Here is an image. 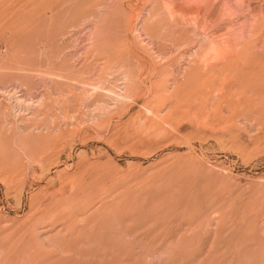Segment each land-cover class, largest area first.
Masks as SVG:
<instances>
[{
    "label": "rangeland",
    "instance_id": "rangeland-1",
    "mask_svg": "<svg viewBox=\"0 0 264 264\" xmlns=\"http://www.w3.org/2000/svg\"><path fill=\"white\" fill-rule=\"evenodd\" d=\"M263 8L0 0V264H264L263 73L211 103L244 45L264 67Z\"/></svg>",
    "mask_w": 264,
    "mask_h": 264
},
{
    "label": "bare ground",
    "instance_id": "bare-ground-1",
    "mask_svg": "<svg viewBox=\"0 0 264 264\" xmlns=\"http://www.w3.org/2000/svg\"><path fill=\"white\" fill-rule=\"evenodd\" d=\"M208 1V0H207ZM246 1V0H245ZM250 4V3H249ZM211 6V5H210ZM244 7V6H243ZM251 7V6H250ZM207 8V7H206ZM200 9V8H199ZM208 9V8H207ZM264 9V8H263ZM250 13V12H249ZM185 17V16H184ZM193 20V19H192ZM210 21V20H209ZM202 27V26H201ZM180 28V27H179ZM189 29V28H188ZM195 29V28H194ZM193 31V29L191 30ZM246 33V32H245ZM211 34V33H210ZM245 35V34H244ZM254 35V34H253ZM196 36H198L196 34ZM205 36V35H204ZM246 37V36H245ZM196 39V38H195ZM202 40V39H201ZM209 40V39H208ZM256 42V41H255ZM215 43V42H214ZM241 44V43H240ZM258 43H256L255 45H257ZM264 44V43H263ZM218 44H210L208 47L206 48H202V53L200 55L201 58H203L204 54H209L211 53L212 51H214L216 49ZM179 46V45H178ZM184 46V44H183ZM190 46V45H189ZM241 47V46H240ZM253 47V46H251ZM249 45H244L243 47V50L241 51V53L239 55H237L236 57H233L232 59H229L228 61H226V63L222 66V69H223V72L221 74V78H217V82L219 81V84H220V87L221 89L220 90H223L224 94L221 96V97H216V99L212 100L213 102L212 103V106L209 104V107L211 106L212 108H214V112L215 114H217L219 111V108L221 106V104H223L222 102H225L227 103V106H229L231 109H234V110H238L239 108V102L242 103L243 100H244V104L247 103V104H252L253 103V98H252V95H253V92H254V89L255 88H259L260 85H258V81H257V78H259L258 76L263 73L264 75V67L259 63V61L252 56V51L251 53L250 52V48H251ZM255 47V46H254ZM179 48V47H178ZM257 49V48H256ZM255 50V48H254ZM258 50V49H257ZM188 51V50H187ZM259 51V50H258ZM233 53V52H232ZM236 53V52H234ZM195 55V54H194ZM199 55V53H198ZM211 55V54H210ZM205 57V56H204ZM198 60V59H197ZM220 60V59H219ZM207 62V60L205 61V63ZM224 62V61H223ZM222 62V63H223ZM264 62V61H263ZM151 63V62H150ZM204 63V64H205ZM152 64V63H151ZM210 64V63H209ZM197 65V64H196ZM200 65V64H199ZM207 65V63L205 64ZM154 66V64H153ZM203 67V65H202ZM209 67V65L207 66ZM214 67L213 69H217L219 68L218 65L215 63L214 65L211 66V68ZM205 68V67H204ZM203 68V69H204ZM209 69L210 71L208 72V74L210 75V72H213V71H217V70H213L212 69ZM155 70V69H154ZM157 70V69H156ZM207 70V69H206ZM202 71V70H201ZM205 71V69L203 70ZM192 72V71H191ZM160 73V72H159ZM193 73V72H192ZM191 73V74H192ZM200 73V72H198ZM216 73V72H214ZM214 73H211V75H214ZM190 74V72H189ZM190 74V75H191ZM219 74V73H218ZM197 75H199L200 77H198ZM196 73L194 75H192V77L190 76L189 80H187V84H188V88L190 86H192V89H193V100L195 102V106L197 108V113L200 114L201 112H203V108H204V104L205 102L208 100L204 97V95L202 94V91H203V87H206L208 86L207 84V80L203 77H201L200 74H197ZM208 76L210 77V79L212 77H215V76ZM217 75V74H216ZM262 75V74H261ZM260 75V76H261ZM205 77V76H204ZM217 77H219V75H217ZM210 79L208 78V80L210 81ZM264 79V78H263ZM203 80V81H202ZM262 81V80H261ZM261 81H259V83H261ZM264 84V81L262 82ZM261 83V84H262ZM125 84L127 85H133L135 84V81L133 78L130 77L129 74H126V77H125ZM186 83H184L185 85ZM218 85V83H216ZM262 84V88H263V85ZM259 87H258V86ZM187 87V86H186ZM210 87V86H209ZM208 87V88H209ZM128 88V87H127ZM181 85H180V89H181ZM203 88V89H202ZM179 89V88H178ZM186 89V88H185ZM185 89H181L182 92L185 91ZM212 89V88H211ZM236 89V90H235ZM260 89V88H259ZM129 90V89H128ZM181 90L179 92H181ZM209 90V89H208ZM235 90V91H234ZM237 90H240V94L242 95V97L240 98L241 101H236L234 100V96L235 94L238 93ZM190 91V89L188 90ZM216 91V90H215ZM213 91V92H215ZM127 92V90H126ZM177 92V91H176ZM181 92V93H182ZM187 92V91H185ZM183 92V93H185ZM217 92V91H216ZM159 93V92H158ZM222 93V92H221ZM177 94V93H176ZM216 94V93H215ZM255 94V93H254ZM118 94H116L117 96ZM189 96V94H187ZM207 95V94H206ZM219 95V94H217ZM239 95V94H238ZM240 95V96H241ZM179 96V95H178ZM216 96V95H215ZM121 98L123 99H129L130 97H128L127 95L124 94V96H120ZM181 97V96H180ZM186 97V96H185ZM192 97H190L192 99ZM211 97V96H210ZM118 99V96L116 97ZM188 98V97H187ZM205 98V99H204ZM244 98V99H243ZM178 99V98H177ZM211 99V98H210ZM238 99V98H237ZM190 100V99H189ZM256 100V99H255ZM183 101V99H182ZM187 101V100H185ZM101 102V101H100ZM121 102H124V101H121ZM188 102V101H187ZM210 102V101H209ZM118 103V101L116 102ZM120 103V102H119ZM118 103V104H119ZM170 103V102H169ZM105 104V103H104ZM120 105V104H119ZM109 106V105H108ZM252 106V105H251ZM110 107V106H109ZM208 107V106H207ZM243 107V106H242ZM247 107H249L247 105ZM256 107V105H255ZM254 107V108H255ZM251 108V107H250ZM252 108V109H254ZM164 109V108H163ZM182 110V109H181ZM177 111V110H176ZM174 112V111H173ZM176 115H184V114H181L178 112H175ZM221 113V112H220ZM222 114V113H221ZM175 116V114H173ZM248 115V114H247ZM105 116V114H104ZM245 117V116H244ZM181 118V117H180ZM179 119V118H178ZM163 131V130H162ZM161 133V132H159ZM45 142V141H43ZM43 144V143H42ZM51 144V143H50ZM54 144L55 143V140H54ZM54 146V145H53ZM42 150H43V147H41ZM48 148V147H47ZM53 148V147H52ZM47 150V149H46ZM49 152V151H48ZM44 154V153H43ZM46 155V154H45ZM44 156V155H43Z\"/></svg>",
    "mask_w": 264,
    "mask_h": 264
}]
</instances>
